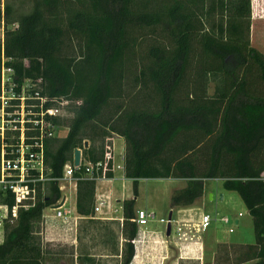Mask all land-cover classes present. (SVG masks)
<instances>
[{
  "label": "trees",
  "instance_id": "obj_1",
  "mask_svg": "<svg viewBox=\"0 0 264 264\" xmlns=\"http://www.w3.org/2000/svg\"><path fill=\"white\" fill-rule=\"evenodd\" d=\"M32 4L26 13L6 5L0 86L4 53L18 76L42 77L43 93L71 101L67 135L47 142L54 176L88 140L86 159L102 162L94 176L114 177V150L105 139L124 137V171L134 197L123 201L121 264H131L136 254L139 180L152 178L186 180L171 195L177 208L196 204L207 179L237 192L255 234L238 263L264 264V53L251 45L252 0ZM75 40L79 52L70 46ZM210 79L217 82L212 95ZM86 174L84 166L77 173ZM76 194L78 214L94 220L96 181L80 179ZM60 196L51 183L44 199L20 209L5 227L0 264H43V210ZM7 203L14 204L11 195ZM113 240L119 251V234L113 232Z\"/></svg>",
  "mask_w": 264,
  "mask_h": 264
},
{
  "label": "built area",
  "instance_id": "obj_2",
  "mask_svg": "<svg viewBox=\"0 0 264 264\" xmlns=\"http://www.w3.org/2000/svg\"><path fill=\"white\" fill-rule=\"evenodd\" d=\"M0 13V42L4 48L7 27L4 4L0 7ZM8 60L3 53L0 86V243L4 241L6 225L17 220L20 209L27 210L34 207L40 199H44L51 183L58 186L61 196L55 204L44 208V230H41V235H46L48 227L52 230L58 228L56 230L77 231V216L73 215L72 210V192H77L78 181L85 177L96 181L95 214L104 219L112 218L110 214L117 209L112 206L110 195L99 191L100 184L112 178L94 176L93 170H99L102 162L94 164L86 159L84 149L90 146L88 140L80 148V163L76 165L74 158L73 161H68L62 175H52V169L47 164V142L53 138H61L62 135L66 136L65 130H69L64 120L71 114L68 111L71 101L43 93L42 77L18 76L15 68L7 64ZM24 61L29 64L27 59ZM76 103L80 104L81 100ZM82 166L86 167L85 177L77 175ZM9 195L14 198L12 206L7 203ZM48 210L50 212L45 213ZM184 210H178V213ZM241 216L243 213L239 212V216L232 219L233 224L237 225ZM176 217L173 212L171 219L169 215L157 218L156 212L139 208L133 220H136L138 226L147 225L151 220L164 222L166 231L171 223V235L175 236L176 243L182 247L190 243H200L202 234L210 229L213 221L212 215L207 212H202L198 219ZM120 219L123 221V218ZM221 220L225 223L231 222L229 216H223ZM234 230L230 226L229 232ZM142 234L140 229L139 237ZM60 236L61 233L56 239ZM139 237L135 239L136 242Z\"/></svg>",
  "mask_w": 264,
  "mask_h": 264
},
{
  "label": "rangeland",
  "instance_id": "obj_3",
  "mask_svg": "<svg viewBox=\"0 0 264 264\" xmlns=\"http://www.w3.org/2000/svg\"><path fill=\"white\" fill-rule=\"evenodd\" d=\"M4 4L5 8L7 4H11L15 10V13H26L32 9V0H0V7ZM257 6V5H256ZM16 24H13L9 27H15ZM7 28V27H6ZM1 34V32H0ZM1 39V36H0ZM151 38H146L147 42ZM251 45L257 48L259 51L264 53V8L252 9V26H251ZM71 47H74L75 50L79 52L78 42L75 40L70 44ZM216 81L210 79L208 83V92L212 95L215 92ZM72 114H69L67 121H70ZM67 133V130H65ZM62 134V133H61ZM64 134V133H63ZM65 135V134H64ZM63 136V135H62ZM61 136V137H62ZM114 134L108 135L106 137V144H112L114 150V162L116 173L123 172L121 168V158H124L125 155V144L120 145L118 141H114ZM123 141V140H121ZM117 142L116 153L114 149V144ZM116 154V157H115ZM264 176V174H263ZM105 182V183H104ZM108 180L103 181L100 184V192L110 195L112 201L114 202V208L117 211L112 212V220H116L118 223H109L108 220H102L100 218H95L92 221L87 219H78L77 226V235L79 244V251L85 253H94L100 255L96 257L97 264H119V258L114 256H105L107 253L113 251L112 244L113 232L115 234H120L121 237V228L123 218V208L120 206L123 205V200L119 201L117 198L133 197V182H125V187L118 188V193L113 195L110 187L103 189V186H107L109 183ZM186 180H178L175 178H154V179H141L139 180V195L137 199L138 206H142L151 211H155L157 218L167 217L170 211L174 212L176 218L187 217V218H196L198 219L200 214L207 212L212 215L213 221L210 229L202 234V241L205 242L201 254L197 252L193 254H187V258H181L180 249L177 247L176 239L174 235L166 236V224L164 222H159L155 220L149 221V223L143 228V234L141 237L138 235L135 239L139 237L137 242L134 239L135 244V257L132 264H251V262L238 263L240 255L243 254L246 246L249 244L234 242V239L237 236H243L246 239H254V227L252 217L245 206L240 195L235 191L225 190L220 179H207L205 180V191L204 195L199 199L196 204L190 206V210H184L178 213V210L185 209L188 207H172L171 206V195L172 192L180 187L185 186ZM221 194H225V198H221ZM76 192H72V205H76ZM212 195V197H211ZM197 206V207H196ZM137 210V206L135 207ZM46 211L45 213H49ZM239 212L243 213V216L239 217V224H233V218L239 216ZM179 215H178V214ZM99 214H96L98 216ZM100 216V215H99ZM223 216H229L231 218L230 223H225L222 221ZM113 222V221H112ZM230 226H233L235 229L234 233L229 232ZM58 229V228H56ZM41 230H44V224L42 225ZM140 231V228H139ZM161 232L164 234H154L153 232ZM65 233V239H62V236L55 241L48 240L45 233L41 235L43 248L49 253H53L52 258L53 262L62 260L59 264H69L72 263L73 257L72 253L74 252L73 247L70 245L71 240L68 241V233ZM149 232V233H148ZM175 231H173V234ZM149 234V235H148ZM210 239V240H207ZM121 239V238H120ZM181 247V246H180ZM50 254V255H51ZM84 264H92L89 262H84Z\"/></svg>",
  "mask_w": 264,
  "mask_h": 264
},
{
  "label": "crops",
  "instance_id": "obj_4",
  "mask_svg": "<svg viewBox=\"0 0 264 264\" xmlns=\"http://www.w3.org/2000/svg\"><path fill=\"white\" fill-rule=\"evenodd\" d=\"M257 5V6H256ZM264 8V0H252V9L253 10H255L256 8L257 9H259V8ZM67 133H68V131H67ZM67 133H65L66 135H67ZM118 141L119 143H120V145L122 146V145H124L125 144V139H124V137H122V136H120V135H115V137H114V141ZM121 140H123V141H121ZM114 146V149H115V153H116V147H117V142L113 145ZM125 146V145H124ZM115 157H116V154H115ZM121 168H122V170H123V172L121 173L122 175H120V173H116V175H114V177H112V179L109 181V182H106V183H109L107 186H103V189L105 190V189H107V187H110V189H111V192L113 193V195H115L116 193H118V188L120 187V183L122 184V187H125V182H127L128 180L129 181H131L132 182V179H130V178H128V177H126L125 176V171H124V158H121ZM115 172H116V170H115ZM152 179H154V178H152ZM141 180V179H140ZM178 180H182V179H178ZM184 180V179H183ZM103 183V182H102ZM105 183V182H104ZM186 185V184H185ZM184 187V186H183ZM181 188V187H180ZM119 194V193H118ZM204 195V194H203ZM134 197V196H133ZM133 197H125V198H123V199H121V198H117V200H119V201H121V200H125V199H127V198H133ZM211 197H212V195H211ZM225 198V194H223V198L222 199H224ZM76 199V198H75ZM137 199H138V197H137ZM76 202V201H75ZM111 202H112V206L114 207V202L112 201V198H111ZM136 206L138 207L137 209H139V208H143V209H146V208H144V207H142V206H138V203H137V200H136ZM135 206V207H136ZM72 207H73V205H72ZM121 208L123 207V205L122 206H120ZM197 207V206H196ZM190 209H192V208H185V210L187 211V210H190ZM72 210H73V215H75V216H77V222H78V219L79 218H81V216L78 214V212H77V208H76V205H75V207H73L72 208ZM148 211H151V210H149V209H147ZM155 212V211H154ZM201 212H203V211H201ZM97 218H100V219H102V220H108V221H110L109 223H111V224H113V223H118V222H116V220H112V219H104V218H102L101 216H96ZM162 217V216H161ZM113 221V222H112ZM239 221H240V219H239ZM252 221H253V219H252ZM238 224H239V222H238ZM146 225H144V226H139V228L141 229V230H143V228L145 227ZM254 227V226H253ZM47 233H46V238L48 239V240H51V241H55L54 239H50V238H53V237H55V239H56V237L59 235V233H61V236H62V239H65V233L67 232V231H70L69 233H68V241H70L71 240V246L73 247V253L71 254L72 255V257H73V261H72V263H69V264H84V262H89V263H92V264H97V260H98V258L96 259V257H98V256H100V255H96V254H94V253H85V252H81V251H79V245L81 246V244H79V240H78V235H77V231L75 232L74 231V229L73 230H56V229H54V230H52L50 227H48L47 228ZM209 230V229H208ZM207 230V231H208ZM61 231V232H60ZM235 232V230L233 231V232H231V233H234ZM75 233V234H74ZM149 233V232H148ZM154 234H157L158 236L160 235V234H164V233H162V231L161 232H157V231H154L153 232ZM205 233V232H204ZM203 233V234H204ZM149 235V234H148ZM166 236H168L167 234H166ZM121 238V239H120ZM232 239H234V242L236 243V242H239V243H249V244H254L255 243V238L254 239H246V238H244L243 236H237V237H235V238H232ZM207 240H210V239H208L207 238ZM119 243H120V245H119V251H116V250H114L113 249V251H111V253H107V254H105V256H114V257H117V258H119V264H121V261H122V249H123V243H124V238L123 237H120V234H119ZM177 245V247H178V249H180V252H181V258H187L186 256H187V254H193L194 252L196 253L197 252V254H201V252H202V245H203V247H204V245H205V242H203V241H201L200 243H198V244H195V243H190V244H186L185 246H181L180 244H176ZM181 246V247H180ZM119 253V254H118ZM51 253H49V252H47V250L45 249V248H43V256H44V260H43V264H59L60 262H63L62 260L59 262V260H57V261H54L53 262V258H52V255H53V253L50 255ZM133 262V261H132ZM132 262H131V264H132ZM251 262V261H250ZM253 263V262H252ZM251 263V264H252Z\"/></svg>",
  "mask_w": 264,
  "mask_h": 264
},
{
  "label": "water",
  "instance_id": "obj_5",
  "mask_svg": "<svg viewBox=\"0 0 264 264\" xmlns=\"http://www.w3.org/2000/svg\"><path fill=\"white\" fill-rule=\"evenodd\" d=\"M87 145V143H86ZM80 158H81V149L80 148H77L74 152V161H75V164L78 165L80 163ZM221 198H223V194H221ZM172 215H173V211H170L169 213V219L172 218ZM171 229H172V226H171V223L168 224L167 226V231H166V234L168 236L171 235Z\"/></svg>",
  "mask_w": 264,
  "mask_h": 264
}]
</instances>
